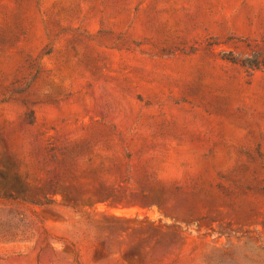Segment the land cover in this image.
Returning <instances> with one entry per match:
<instances>
[{"label": "rangeland", "instance_id": "rangeland-1", "mask_svg": "<svg viewBox=\"0 0 264 264\" xmlns=\"http://www.w3.org/2000/svg\"><path fill=\"white\" fill-rule=\"evenodd\" d=\"M230 52L264 57V0H0V264H264Z\"/></svg>", "mask_w": 264, "mask_h": 264}, {"label": "trees", "instance_id": "trees-1", "mask_svg": "<svg viewBox=\"0 0 264 264\" xmlns=\"http://www.w3.org/2000/svg\"><path fill=\"white\" fill-rule=\"evenodd\" d=\"M222 58L230 63L240 64L242 67L251 69V70H259L264 69V57L261 59L258 55H253L251 57H245L242 59H238L233 53H225L222 55ZM29 117V124H33V116Z\"/></svg>", "mask_w": 264, "mask_h": 264}]
</instances>
